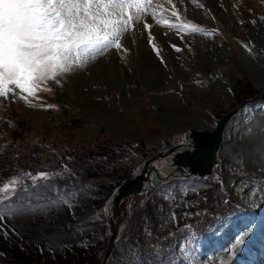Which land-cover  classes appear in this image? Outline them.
Returning a JSON list of instances; mask_svg holds the SVG:
<instances>
[{
  "label": "rangeland",
  "instance_id": "obj_1",
  "mask_svg": "<svg viewBox=\"0 0 264 264\" xmlns=\"http://www.w3.org/2000/svg\"><path fill=\"white\" fill-rule=\"evenodd\" d=\"M173 2L181 10L182 21L221 26L224 35L177 33L157 25L149 16L146 22L152 25L154 40H149L144 22L136 24L134 30L121 38L119 51L110 49L85 67L58 77L59 83L42 84L36 98L29 97L37 107L29 106L19 96L0 98V114L5 113L14 122L3 125L1 131L15 139L22 138L17 145L22 143L41 165H54L63 154L68 158L76 151L85 162L80 166L94 171L106 158L99 154L109 155V148L122 149L139 143V152L112 158L121 169L115 177L117 183L109 185L112 189L108 203L109 239L105 240V246L87 255L82 253L84 246L76 232L68 230L64 234L59 217H65V213L53 205L64 203V194L77 197L80 188L69 191L62 188L57 194L52 187L53 197H46L34 183V189L28 186L30 173L21 171L17 158L10 155L20 154L19 148L0 147V169L7 173L4 182L14 178L19 181L15 193L10 195L17 201L15 209L41 208L13 215L8 221L7 214L1 219L7 225V232L0 228L4 234H20L9 240L0 237V262H23L16 255L25 251L34 264H88V257H95L98 262L111 243L110 237L116 233V245L104 264H131L129 259L134 260L136 250H162L174 239H178L175 250L179 264H248L255 254L259 257L254 258L255 262L264 264V98L252 103L244 101L245 105L225 129V143L220 153L218 171L231 198L241 207L237 210H242L240 216L230 211L222 216L224 212L213 209L221 221L198 240L184 227L176 231L179 220L201 217L207 197L206 192L200 195L196 189H190L188 181L172 180L168 185H156L137 199V206L132 201L126 204L127 222L125 216L121 217L124 206L115 201L117 185L134 175L148 157L152 156L150 160L157 153L166 152L167 147L180 145L184 133L191 128L212 127L216 116H223L240 103L237 94L243 90L258 92L250 98L264 95V0ZM153 3L167 9L158 11V18L171 17V6L166 0H153ZM246 19L248 23L243 25ZM170 22L176 23L174 18ZM175 44L182 51L176 52L172 47ZM153 45L160 50L159 56ZM20 126L22 130L18 131ZM1 131L0 139H4ZM145 152L148 155L142 156ZM70 164L73 173L68 178L72 180L78 175L83 178L84 171ZM10 198L0 202V211H3L1 203ZM213 200L217 207L224 204L217 202L216 197ZM187 208L192 210L191 214ZM207 216L214 214L210 210ZM120 223L123 224L119 227ZM35 233L39 238L31 235ZM132 236L138 246H132L128 253L119 252L118 248ZM21 237L25 242L12 246L10 241ZM241 238L243 243L237 245L235 241ZM237 250L244 252L237 257ZM244 253L249 258L240 263ZM231 258H237L238 262Z\"/></svg>",
  "mask_w": 264,
  "mask_h": 264
},
{
  "label": "snow or ice",
  "instance_id": "obj_2",
  "mask_svg": "<svg viewBox=\"0 0 264 264\" xmlns=\"http://www.w3.org/2000/svg\"><path fill=\"white\" fill-rule=\"evenodd\" d=\"M166 3L171 6V17L158 18L157 12L167 9L153 0H0V98L19 96L37 107L29 97L36 98L42 84L59 83L58 77L85 67L110 49L119 51L121 38L136 24L144 22L149 40H154L152 25L146 22L149 16L167 30L212 35L190 20L182 21L173 0ZM172 18L176 23L170 22ZM153 50L160 55L155 45ZM41 179L47 176L41 174ZM18 183L14 178L0 187V202L15 193Z\"/></svg>",
  "mask_w": 264,
  "mask_h": 264
},
{
  "label": "trees",
  "instance_id": "obj_3",
  "mask_svg": "<svg viewBox=\"0 0 264 264\" xmlns=\"http://www.w3.org/2000/svg\"><path fill=\"white\" fill-rule=\"evenodd\" d=\"M257 93L258 92H256L255 89L250 90L248 92L246 90H243L241 96H239V99H244L246 97L254 96ZM20 130H22V127L19 128V131ZM14 134H16V132H14ZM18 142H19L18 138L15 139L12 136L11 137L7 136L5 145L6 147H9L7 149L19 147L20 154L18 155L14 154V155L18 161L17 167L21 171H28L30 173V177L26 181L28 186H32V183H34L35 188L40 193H43L46 197H53L52 187L54 191H55V188L53 186L51 170L39 169V166H38L39 160L38 158H35L34 156L35 154H29L27 150H22L21 144L17 146ZM1 145H4V144H1L0 142V146ZM138 147H139V143H137L136 145L132 144V145L126 146L125 148H122V149H118L117 147L109 148L110 149L109 155H107L106 153L99 154L100 157H104V156L106 157L105 161L103 163H100L98 167H95L94 171H90L82 167L84 171V177L81 182H78V181L73 182L71 180L58 179L60 191L62 188L65 189L66 191L77 190L80 188V191L77 197H73V199L68 198L70 200L68 201V203H75L74 206L67 205L66 202L60 203L59 205H55V204L53 205L59 207L61 211L65 213V217H63L64 215L59 217L61 219L60 222L62 223L61 229L63 230L64 234L68 230L70 232H76L78 234L77 237H79L80 241L82 242L84 246L83 247L84 251H82L83 254L85 253V255H87V253H90L91 251L94 252L96 249H99L105 246V240H100L99 238V234L104 233L102 230L103 228L102 220L104 217V197L108 195L109 192L112 190L111 188H109V185L117 183L118 180H116L115 177H118V174L121 169V167L120 168L117 167L115 162L112 161V158L121 155L125 151L135 152L137 149H139ZM111 151H115V154L113 153L110 154ZM72 153L73 154H70L68 157L72 160V163L74 162L76 165H79V166L85 163L83 162L82 157L77 155L76 151H73ZM117 153H120V154H117ZM145 153L146 154H142V155L143 156L148 155L147 152ZM94 160L95 159H93V161ZM108 160L110 161L108 162ZM166 160H167V156L160 159L159 161L164 162L166 165ZM99 162H102V161L100 160ZM61 163L62 165L64 164V159L62 160ZM89 163H91V158H89ZM108 168H111L112 172H109ZM95 172L98 173V175ZM169 172H171V167L167 169L168 175L171 176L172 173L169 174ZM41 174H45L47 176V179H41ZM57 175L59 177L61 176V173H57ZM5 176H7V173L2 172L0 169V186L3 185L5 181V178H4ZM88 182L93 183V185H95L96 187L89 186ZM200 185L203 188H206L210 192L208 201L204 202L203 207H202V213L205 214L204 223L206 224L207 222V225H208L209 220H210V218L207 216L208 211L211 210L213 214L216 213L213 211V209H216L217 212L223 211L222 208H219L216 206V203L214 202L212 198V196H214V197H217L218 200L223 199V191L219 188L220 184L218 181H215L212 185H209L207 182L200 183ZM18 189L23 190L22 188H18ZM46 190H49L51 193L50 194L47 193ZM134 199L132 203H134L135 206H137V202ZM16 203L17 201H15L12 197L7 202L6 211L8 213V218H10L13 215L18 216L24 213L26 214L27 212H31V211L33 212V209L31 211H18L17 209H15ZM74 208L76 211H74ZM9 209H13V211H9ZM134 213H137L136 208H135ZM68 222H70L69 225H68ZM187 222L191 225L189 227H192L193 229H195V227L197 228L203 227L202 224L204 225V223L201 224V221L199 219H190ZM178 229L179 228H177L176 231H178ZM205 229L206 228H204L203 230ZM19 234L12 233V235H6L0 229V237L4 236L8 240L11 239L12 237L18 236ZM31 235H33L35 238H39V235L36 233L31 234ZM130 239L132 240V238ZM63 241L64 243H66L65 240ZM10 242L12 243V246L16 247V245L21 244V242H25V240H23V238L21 237L17 240L10 241ZM167 244L168 243H166L163 246L162 250H155V249L148 250L146 248H143L142 251L140 252L141 264H174L173 263V257H174L173 252L171 248L167 246ZM122 245L123 246L121 248H123V252L128 251L127 249L125 250V248L132 247V243L129 240L127 241V245L126 244H122ZM16 256H20V258L17 259L18 261L31 263L32 257L28 253H26V251L23 252L21 255H16ZM9 260H15V259L10 258ZM99 262L100 261L96 262L95 257H92V258L88 257V264H98ZM76 263H78V261ZM80 264H83V262H81Z\"/></svg>",
  "mask_w": 264,
  "mask_h": 264
},
{
  "label": "water",
  "instance_id": "obj_4",
  "mask_svg": "<svg viewBox=\"0 0 264 264\" xmlns=\"http://www.w3.org/2000/svg\"><path fill=\"white\" fill-rule=\"evenodd\" d=\"M232 113L226 114L219 122L215 130H203L199 131L194 128L190 132L186 133L188 141L194 145L193 149H184L176 152L173 156L174 164L183 166L187 172L177 171L176 176H187L189 174L204 175L210 173L213 167L218 162L217 154L221 148V144L224 140V130L226 124L229 122ZM179 146L170 148L168 151L160 154V156L168 154V152L175 150ZM149 161L140 166V169L135 177L126 179L118 188L117 199H121L124 196L137 195L143 190V182H148V167ZM160 179L159 176L153 178L154 183H157ZM115 237V236H114ZM109 251L108 253L110 252ZM107 253V255H108ZM108 256H106L107 258ZM0 264H26V263H6Z\"/></svg>",
  "mask_w": 264,
  "mask_h": 264
},
{
  "label": "bare ground",
  "instance_id": "obj_5",
  "mask_svg": "<svg viewBox=\"0 0 264 264\" xmlns=\"http://www.w3.org/2000/svg\"><path fill=\"white\" fill-rule=\"evenodd\" d=\"M175 36V35H174ZM169 37H170V35H169ZM146 58H148V57H146ZM149 63L150 64H152V65H154V62H150L149 61ZM212 127H214V126H212ZM211 126H206V125H203L202 126V129H205V130H209V129H211L212 128ZM225 134V133H224ZM222 147H223V145L221 146V148H220V152L218 153L219 154V157H220V153H221V150H222ZM259 254V253H258ZM240 256V255H239ZM254 256H256L257 257V254H255ZM254 256H252L250 259H249V262H248V264H252V261L251 260H253V261H255V257ZM262 256V255H261ZM247 258H249V255L248 254H245L243 257H241V259L239 260V262L240 263H242L243 261H246L247 260ZM256 262L257 263H259V261L258 260H256Z\"/></svg>",
  "mask_w": 264,
  "mask_h": 264
}]
</instances>
